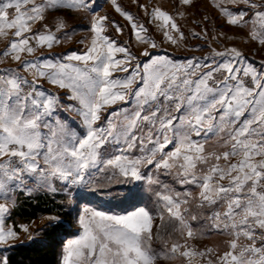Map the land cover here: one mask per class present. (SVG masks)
<instances>
[{
  "label": "snow or ice",
  "instance_id": "1",
  "mask_svg": "<svg viewBox=\"0 0 264 264\" xmlns=\"http://www.w3.org/2000/svg\"><path fill=\"white\" fill-rule=\"evenodd\" d=\"M110 3L133 40L109 32L124 29L97 0H0V246L19 240L7 223L19 194L47 192L76 212L60 264H264V60L225 46L237 37L220 30L264 49V0H212L214 19H196L195 0L138 3L143 19ZM190 17L200 31L183 30ZM146 23L209 51L153 54ZM76 28L89 32L83 51L54 52Z\"/></svg>",
  "mask_w": 264,
  "mask_h": 264
},
{
  "label": "trees",
  "instance_id": "2",
  "mask_svg": "<svg viewBox=\"0 0 264 264\" xmlns=\"http://www.w3.org/2000/svg\"><path fill=\"white\" fill-rule=\"evenodd\" d=\"M51 215L61 218L64 222L61 227L40 228L33 241L1 250L0 259L7 256L8 264H60L63 245L67 239L77 234L74 228L75 215L72 212L69 216V209L62 195L43 192L28 197L19 194L18 205L13 209L9 221L18 227L20 224L30 225Z\"/></svg>",
  "mask_w": 264,
  "mask_h": 264
},
{
  "label": "crops",
  "instance_id": "3",
  "mask_svg": "<svg viewBox=\"0 0 264 264\" xmlns=\"http://www.w3.org/2000/svg\"><path fill=\"white\" fill-rule=\"evenodd\" d=\"M132 1V3L134 4H138V3H148L149 0H118V3L121 4L122 7H125L128 10H131L133 13H138L140 18H144L143 16V12L142 10L138 9V7H134V9H131V7L129 6V2ZM98 3H101L99 0H97ZM196 2V8L195 9H190L191 12L195 13V18L196 19H200L201 15L207 14L210 17H212L213 19L215 18L214 14L216 12V10L213 8L212 6V0H195ZM152 3L157 5V6H161L163 8H165L166 10H175L176 7V0H152ZM101 5H103V8L101 10V14H104V12L106 11L107 13H109L110 17L113 18L114 20H116L117 22H119L122 26H123V33H115L113 29H109V32L115 36H117L119 38V42H122L124 40H133V33H132V29L130 26V22H128L126 20V18H124L123 16H121L119 13H117L114 9V7L111 5L110 0H108V2L103 1ZM76 23H74L75 25H87L88 24V20L87 18H81L80 16H77L75 18ZM191 17L189 18L188 22L185 21H179L181 24H184V31L187 33L189 29L195 28L196 31H200V29L198 27H196V25H194L193 23L190 22ZM217 23H222V21H217ZM71 24V23H70ZM72 25V24H71ZM146 26L149 28V33L152 34L154 36V38L157 40V43L160 45V48L158 49H153L151 50L153 52V54L156 55H171L174 58L177 59H183L187 56H191V55H201L203 52H207L209 51V49L206 46V42L203 40H191L190 44L193 46L192 51H188L186 49H184L183 47H177L174 45H170L167 42L161 41L159 38L157 39V37L160 36V38L162 39V34L158 33V32H154L153 31V26L151 24L146 23ZM230 28L229 31L231 29L238 31V29L234 28V27H228ZM222 30V29H220ZM241 34V33H240ZM89 32L87 31L86 28L84 29H80L77 28L75 29V34L72 35L68 40L62 41L60 45L56 46L53 51L57 52V53H62L70 48H76L79 49L81 51H83L84 49V45L80 43V40L82 37L88 36ZM223 43V42H222ZM205 45L202 52H197L195 51L194 46L195 45ZM257 44V43H255ZM225 46H228L226 44H224ZM258 45V44H257ZM215 47H219V45H215ZM0 47H3V44L0 43ZM143 46H141L142 48ZM135 50V49H134ZM247 57H249L248 54H246ZM0 67H3V65H0ZM53 91H55V89H52ZM62 91V90H61ZM69 103H71V101H69ZM115 107V106H113ZM61 115H65V116H69L75 124H78L80 122V116L75 112V111H67V112H62Z\"/></svg>",
  "mask_w": 264,
  "mask_h": 264
},
{
  "label": "rangeland",
  "instance_id": "4",
  "mask_svg": "<svg viewBox=\"0 0 264 264\" xmlns=\"http://www.w3.org/2000/svg\"><path fill=\"white\" fill-rule=\"evenodd\" d=\"M101 3H102V0H99ZM105 1V0H103ZM129 2V1H128ZM99 3V4H101ZM129 6L131 7V9H134V7H136L137 5L129 2ZM77 16H71L69 17V22L74 26V23H76L77 20H75ZM230 28L228 27H224L221 31L227 33L228 35L230 36H236L237 39H234V40H222L223 44H226L228 46H232V45H235L239 48H241L245 54H248L249 55V60L250 62H253L254 64H256L257 67H259V62L261 60H264V49H262L260 46H258L257 44H255L256 42H246V39H245V35L244 34H240L238 31H235L233 29H231L229 31ZM160 39L161 41H163L160 36L157 37V39ZM62 117H64L65 119H68L69 122H73L71 121L72 119L69 117V116H65V115H62ZM34 194H38V193H34ZM32 194V195H34ZM65 199V197H64ZM66 204V203H65ZM106 208L108 207L107 205L105 206ZM113 210L115 211H121L122 209L121 208H113ZM74 215L76 216V212L73 211ZM45 217H42L40 218L39 220L33 222L30 224V228H29V231L31 233V236L32 238L29 239V233H24L22 229L18 227L17 228V231L20 233V236H19V240L14 242V245H17V244H23V243H29L31 241H33L37 236H38V232L40 230V228H43L44 225L48 224L49 222L44 219ZM8 225L9 226H12L13 224L9 221H7ZM75 230H76V233H77V227L76 225L74 226ZM74 238V237H73ZM222 239V237H218V236H212V237H209L205 240V243H208L209 245H211L212 241H217V240H220ZM9 247H5V246H0V251L4 250V249H7Z\"/></svg>",
  "mask_w": 264,
  "mask_h": 264
}]
</instances>
